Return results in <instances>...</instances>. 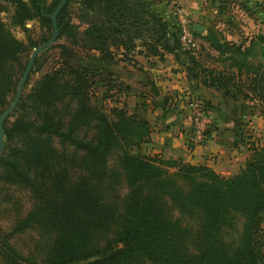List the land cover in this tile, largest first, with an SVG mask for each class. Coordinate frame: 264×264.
I'll list each match as a JSON object with an SVG mask.
<instances>
[{
  "label": "trees",
  "instance_id": "1",
  "mask_svg": "<svg viewBox=\"0 0 264 264\" xmlns=\"http://www.w3.org/2000/svg\"><path fill=\"white\" fill-rule=\"evenodd\" d=\"M4 1L13 8L9 21L26 37L17 38L0 18V113L30 47L52 31L59 0ZM66 5L56 16L58 36L78 31ZM159 5L83 1L93 16L74 39H88L100 55L67 57L21 93L13 118L5 117L0 217L8 223L0 224V264H264V144L240 130L248 144L240 151L249 155L236 172L222 174L148 152L149 121L119 103L124 93L134 104L144 98L125 81L126 65L142 68L137 54L154 64L151 58L171 53L190 77L225 98L253 101L264 114V33L227 39L234 17L249 11L241 1L211 0L222 23L188 24L202 40L194 52L181 44L176 15L165 17ZM27 19L37 22L39 38L24 26ZM201 100L207 110L209 101ZM162 104L167 111L166 97Z\"/></svg>",
  "mask_w": 264,
  "mask_h": 264
},
{
  "label": "crops",
  "instance_id": "2",
  "mask_svg": "<svg viewBox=\"0 0 264 264\" xmlns=\"http://www.w3.org/2000/svg\"><path fill=\"white\" fill-rule=\"evenodd\" d=\"M236 1H241L242 7L245 6L249 12L244 13L242 17H234L236 21L232 20L234 23L226 32L230 34V37L226 35L227 39L239 40L257 32L264 33V0ZM195 3V11L204 13L211 11L214 23H222L217 16H213L217 8L211 5V0H195ZM195 24L203 27L205 23L202 20ZM136 58L143 68L137 71L132 65H126L128 69L131 67V75L125 81L129 83L131 89L138 90L144 98L134 104L130 97L127 105L130 111H136L141 117L148 118L150 112V115L157 119L150 122V134L146 140L149 152L164 154L169 148L173 155H183L186 161L193 164L208 165L223 174H231L244 165L249 155V151H246L247 153L240 151V147L248 146L239 140L240 130L248 139L264 144L262 134L257 133L259 130L264 134V114H260L256 108L249 112L247 99L225 98L218 90L190 77L187 74L189 72L175 61L171 53H166L163 60L151 58L154 64H150L149 58L141 55L137 54ZM121 64L124 65L123 62ZM166 92L173 97L167 96ZM193 94L209 101L210 106L207 110L213 128L202 143L187 148V138L191 129L189 124L191 109L187 104V97ZM165 97V105L169 106L167 111L159 109L164 106L162 102L165 101ZM170 98L171 100H168ZM240 119H244L245 124L238 128ZM165 136L170 138L169 143L164 142ZM176 150L180 153H176Z\"/></svg>",
  "mask_w": 264,
  "mask_h": 264
},
{
  "label": "rangeland",
  "instance_id": "3",
  "mask_svg": "<svg viewBox=\"0 0 264 264\" xmlns=\"http://www.w3.org/2000/svg\"><path fill=\"white\" fill-rule=\"evenodd\" d=\"M83 1H86V0H65V2L63 4V6H64L67 3L66 8H67V10L70 11V12H68L67 18L69 19V21L71 23L76 25V28L78 31L75 34L77 36L79 34L83 35V30H85V28L89 25V22H88L89 18L91 16H93L92 14L89 13L90 9H88V11L86 12L87 14L84 13L83 6H82ZM59 2H60V0L58 1L57 5L59 4ZM156 2H157V4L158 3L161 4V5H159L161 7L160 12L165 17H170L173 15H176V17L178 18V20L180 21V23L182 25V28L184 26L189 28L188 24H193L195 22H199L202 20L204 21L205 25H207V26H213L215 28L220 27V25H218L217 23H214V20H213L214 18H212V12L211 11H209L208 13H206V12L204 13V12H201L199 10L195 11V9H196L195 0H156ZM57 5H56V7H57ZM86 8H88V7H86ZM95 8H96V5L94 7H91V10L95 9ZM12 10H13V8H12L11 4H9L8 2H6L4 0H0V18L2 19V21L5 23V25L10 29V31L17 38L24 39L26 37V34H25L26 32L24 31V29H22L21 26L14 25L12 22L9 21L10 16L13 13ZM100 13H102L101 10H100ZM95 19H98V18H95ZM56 22H57V20H56ZM24 26L33 27L32 34L34 36H36L37 38H39L38 33L40 31V28L38 27L37 22L34 21V19H27L25 21ZM240 26H242V25H240ZM226 27H228V26L225 25L224 32L227 29ZM226 32H227V30H226ZM226 32H225V35H227V37H230V34L226 33ZM52 33H53V27H52V31H50V33H48L49 35H48L47 39H49L51 37ZM75 34H73V35L68 34L65 36H63V35L57 36V38L55 39L54 42L47 44L42 49L37 51V53L34 56L29 74L24 81L23 88H22L23 93L28 92L31 89V87L35 84V82L37 80H39L45 73L50 72L54 69L61 68V66L63 65L64 59H67V57L68 58L69 57L76 58L78 56L84 55L85 53H91V54L94 53V54L100 55L99 49H96L95 47H92L90 45L91 41L89 42L88 39H84V38H81V39L77 38L75 40L74 39L76 37ZM181 35H182V32H181ZM188 37H189V40L186 41V44L182 43V40H181V44L184 48L191 49V51L195 52L196 49H199L201 40L199 37L196 38L192 34H189ZM180 39H182L181 36H180ZM41 42L42 41H39L38 44H40ZM61 44H63L65 46L67 51L71 54L70 56L65 54L62 51ZM36 46L30 47L28 54H27L26 63L30 57V54L32 53L33 49ZM211 62L212 61L207 62V64H211ZM212 64L215 65L216 63H212ZM134 68L136 69V67H133V69ZM130 69H131V67H129V70ZM137 71H139V69H137ZM19 79H20V77H19ZM102 93L103 92L100 90L96 91V94L100 98H102ZM166 95L172 96L169 92H166ZM119 96H120V102L119 103H121V101H126V103L128 100L130 101V97H131L130 95L126 96V94L124 93V95H119ZM191 96H194V94L189 95V97H187V99L190 100ZM168 100H171V98ZM11 101H10V103H11ZM104 103L106 105H110L111 103H113V100L110 99L109 97H107V98H105ZM246 103H247V106H248L247 109L249 112H251L252 110L255 109L253 101L248 100ZM159 109H161V108H159ZM13 110L9 113V116H8L9 119L13 118V115H11ZM147 116H148V118L146 117V119L149 121V123L154 121V120H157L156 118H153L150 115V112L148 113ZM189 124H192L191 119H190ZM150 128H151V124H150ZM257 133L262 134V138H264V134L261 131L258 130ZM169 140H170L169 137H166V136L164 137V142L169 143ZM201 142H203V141H201ZM263 143H264V140H263ZM171 153L172 152L168 148V149H166V151L164 153L165 155L164 154L163 155L165 157H175V156H176V158H181V157L183 158L184 157L183 155H180V154L173 155V153L172 154ZM176 153H180V152H178L176 150ZM216 171H218V170H216ZM218 172L222 173L221 171H218ZM7 223H8L7 219L0 217V224L7 225ZM262 226L264 229V221L262 223ZM22 238H27V237H25V235H23Z\"/></svg>",
  "mask_w": 264,
  "mask_h": 264
},
{
  "label": "water",
  "instance_id": "4",
  "mask_svg": "<svg viewBox=\"0 0 264 264\" xmlns=\"http://www.w3.org/2000/svg\"><path fill=\"white\" fill-rule=\"evenodd\" d=\"M64 2H65V0H60L59 4L57 5V7L55 8V10L53 11V13L51 15V22H52V26H53V33H52L51 37L49 39H46V40L42 41L40 44H38L33 49V51L30 54V57H29L26 65L24 67V70H23V72H22V74L20 76V79L18 81V85H17L16 91H15V94H14V96L12 98L11 103L7 107H5L3 109V111L0 113V153H1L2 149H3V147H4L3 121H4L5 117H7L9 115V113L14 109V107L16 106V103L19 100V97H20L21 92H22L24 81H25L26 77L29 74V71H30V68H31V65H32V62H33L35 54L37 53L38 50L42 49L47 44H50V43L54 42L55 39L57 38V36H58V25H57V22H56V16H57L58 11L62 8ZM195 27L197 29H202L203 28L202 25H200V24H195ZM61 47H62V51L65 54L71 55L67 51V49L65 48V46L63 44H61Z\"/></svg>",
  "mask_w": 264,
  "mask_h": 264
},
{
  "label": "built area",
  "instance_id": "5",
  "mask_svg": "<svg viewBox=\"0 0 264 264\" xmlns=\"http://www.w3.org/2000/svg\"><path fill=\"white\" fill-rule=\"evenodd\" d=\"M189 34H191L189 28L184 26L182 28V35H181L182 43L186 44V41L189 40L188 37ZM187 104L192 111L191 112L192 124H191L189 137L187 138V148H191L192 145L202 143L201 141H204L207 138L206 130L211 123V117L208 111L204 108L201 98L197 96H191L190 100L187 101ZM249 141H255V140L250 138Z\"/></svg>",
  "mask_w": 264,
  "mask_h": 264
},
{
  "label": "flooded vegetation",
  "instance_id": "6",
  "mask_svg": "<svg viewBox=\"0 0 264 264\" xmlns=\"http://www.w3.org/2000/svg\"><path fill=\"white\" fill-rule=\"evenodd\" d=\"M53 27V26H52ZM70 56V55H69Z\"/></svg>",
  "mask_w": 264,
  "mask_h": 264
}]
</instances>
